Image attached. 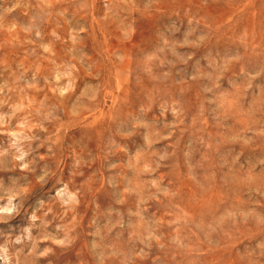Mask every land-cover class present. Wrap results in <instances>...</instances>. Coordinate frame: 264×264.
<instances>
[{
  "label": "clouds",
  "instance_id": "obj_1",
  "mask_svg": "<svg viewBox=\"0 0 264 264\" xmlns=\"http://www.w3.org/2000/svg\"><path fill=\"white\" fill-rule=\"evenodd\" d=\"M0 225V264H264V0H0Z\"/></svg>",
  "mask_w": 264,
  "mask_h": 264
},
{
  "label": "rangeland",
  "instance_id": "obj_2",
  "mask_svg": "<svg viewBox=\"0 0 264 264\" xmlns=\"http://www.w3.org/2000/svg\"><path fill=\"white\" fill-rule=\"evenodd\" d=\"M196 2L199 3V0H196ZM161 11H168V9H162ZM220 15L223 16V12H221ZM90 24H91V20H90ZM99 31L101 32V34H103L104 30L103 29H99ZM102 39H103V42H104L105 46H107L108 39L104 38L103 35H102ZM104 51H107V47L104 48ZM49 72H50V67H49L48 63L45 62V64H44V73L48 74ZM113 92H115L117 94L120 92L119 80H117L115 78L113 79V84H112L111 88L109 89V91L107 93L109 96H112V99L109 101L110 104L115 101V96H113ZM84 119H87V114L85 115ZM103 120H104V113L100 112L96 116L92 117V119L88 120V122L86 124H84L83 126L85 128L93 129L95 135L97 137H99L100 133H101V129H100V127L98 125ZM73 123H76V122H73ZM101 181H102V176H101ZM100 187H102V183L97 186L98 190H99ZM39 194L40 193H37V195H39ZM34 199H35V197L33 198V200ZM32 202H33L32 200L29 201V203H32ZM12 223L13 224L22 223V221L14 220V221H12ZM0 227H6V225H0Z\"/></svg>",
  "mask_w": 264,
  "mask_h": 264
}]
</instances>
